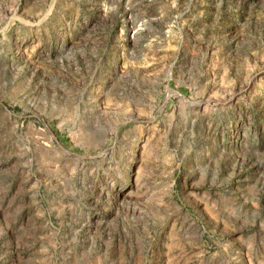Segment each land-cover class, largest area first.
Here are the masks:
<instances>
[{
	"label": "rangeland",
	"instance_id": "obj_1",
	"mask_svg": "<svg viewBox=\"0 0 264 264\" xmlns=\"http://www.w3.org/2000/svg\"><path fill=\"white\" fill-rule=\"evenodd\" d=\"M0 264H264V0H0Z\"/></svg>",
	"mask_w": 264,
	"mask_h": 264
}]
</instances>
